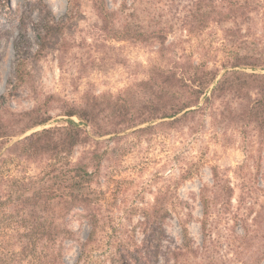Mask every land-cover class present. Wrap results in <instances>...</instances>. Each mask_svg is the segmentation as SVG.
Wrapping results in <instances>:
<instances>
[{"label":"rangeland","instance_id":"rangeland-1","mask_svg":"<svg viewBox=\"0 0 264 264\" xmlns=\"http://www.w3.org/2000/svg\"><path fill=\"white\" fill-rule=\"evenodd\" d=\"M104 1L119 12L118 24L128 19L135 27L165 31L168 52L161 55L157 40L111 37L94 0L72 4L0 0V106L14 112L40 108V115L51 117L27 133L64 122L68 116L63 109L80 105L86 93L117 95L147 79L153 65H165L173 58L190 57L223 73L224 63L234 61L236 53L264 57V0H242L248 2L247 17L212 21L194 33H188L187 25L197 0ZM228 28L233 29L231 35ZM227 102L238 106V99L230 96L210 103L177 128L138 131L145 123L102 137L108 154L100 186L112 218L83 253L77 242H66L64 260L69 264H264V142L252 125L242 128L225 116ZM88 147L78 145L71 157L77 159ZM1 166L4 173L24 176L38 173L43 164L9 157ZM215 172L234 187L228 204L215 202ZM204 186L211 189L207 194L214 201L207 234L202 229ZM158 195L170 212L162 250L184 243L183 226L200 249L179 260L157 252V233L145 232L142 211L155 204ZM70 225L81 240L87 238L85 219L76 215ZM13 233L9 229L4 237L0 234L9 249L16 243ZM147 239L154 246L141 258L134 243ZM10 263L26 264L17 255Z\"/></svg>","mask_w":264,"mask_h":264},{"label":"trees","instance_id":"trees-1","mask_svg":"<svg viewBox=\"0 0 264 264\" xmlns=\"http://www.w3.org/2000/svg\"><path fill=\"white\" fill-rule=\"evenodd\" d=\"M72 1L68 0L69 4ZM207 1L197 0L193 5L195 9L191 12V25H187L188 33L200 31L212 21H238L248 16L247 1ZM94 6L111 37L157 40L161 55L168 52L170 45L166 43L165 31L135 27L128 19L118 24L115 17L119 12L109 9L104 0H94ZM228 31L231 35L233 29L228 28ZM235 55L234 61L224 63L223 73L185 56L173 58L165 65L155 64L147 79L117 95L86 93L80 105L63 106V112L68 116L64 122L31 133H27L29 129L47 124L51 117L40 115V108L14 112L0 106V234L4 237L11 229L16 241L9 249L0 240V264H13L10 261L16 255L26 264H69L64 260L66 242H77L83 253L100 230L104 231V223L112 218L107 214L108 197L100 186L101 169L108 154L102 147L104 140L101 138L106 135L145 123L148 124L138 131L177 128L191 115L205 111L210 103L231 96L238 99V106L232 107L227 102L222 110L227 111L225 116L242 128L252 125L264 142V72L257 71L264 69V57ZM248 67L253 70L248 71ZM2 99L0 96V105ZM16 136L22 137L14 140ZM88 144L80 157H71L75 147ZM9 157L41 162L43 166L33 175L12 176L4 173L1 166ZM214 180L215 202L228 204L234 187L228 180L221 179L218 172L214 173ZM209 190L208 186L201 189L202 229L206 234L214 206L207 194ZM169 214L158 195L155 204L143 209L142 224L145 232L152 229V233H157V252L161 250L165 258L172 255L179 260L180 256L201 247H194L186 226H183L184 243L175 247L167 245L162 250ZM76 215L89 225L85 240H81L70 225ZM151 243L148 239L134 243L141 258L152 251L154 245Z\"/></svg>","mask_w":264,"mask_h":264}]
</instances>
